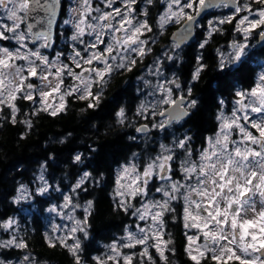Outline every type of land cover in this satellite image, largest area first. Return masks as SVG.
I'll list each match as a JSON object with an SVG mask.
<instances>
[{
  "label": "snow or ice",
  "instance_id": "1",
  "mask_svg": "<svg viewBox=\"0 0 264 264\" xmlns=\"http://www.w3.org/2000/svg\"><path fill=\"white\" fill-rule=\"evenodd\" d=\"M217 35L231 38L214 50L215 75L197 91L210 68L202 50ZM193 40L201 51L190 71L169 75L166 65L184 64ZM261 56L264 0H0V126L23 124L26 139L33 117L60 116L79 101L81 112L111 109L143 145L110 167V207L127 222L108 243L97 242L110 228L94 227L96 201L83 199L105 183L94 145L57 141L72 171L57 180L49 171L57 154L48 152L27 181L14 182L10 202L31 208L44 198V240L66 249L72 264H171L177 223L191 264H264ZM125 73L137 81L134 110L119 106L127 87L105 100ZM209 101L214 128L197 145L189 125ZM27 236L18 218H0V264H40Z\"/></svg>",
  "mask_w": 264,
  "mask_h": 264
},
{
  "label": "trees",
  "instance_id": "2",
  "mask_svg": "<svg viewBox=\"0 0 264 264\" xmlns=\"http://www.w3.org/2000/svg\"><path fill=\"white\" fill-rule=\"evenodd\" d=\"M229 27L225 25V28ZM174 30L173 28L172 31ZM167 35L170 36L171 31ZM230 38L228 35H217L202 50L210 68L204 74L203 81L197 86V91L204 87L207 81L215 75L211 70L215 56L214 50L220 45L225 44L226 40ZM163 43L164 40L161 41V44ZM196 44L197 41L192 43L191 47L185 49L186 58L184 64L178 68L172 66L174 71L181 75L182 78L190 71L195 55L201 51ZM157 47H160V45H157ZM259 59L264 60V56L259 57ZM149 62L150 59L147 58L146 63ZM253 67H255V64ZM128 74L125 73L122 76H117L112 81L110 87L106 89L105 100H111L113 96H116L120 92L122 87H127L128 92L120 100L119 106L128 105L134 110L138 103V100L135 99L137 82L133 73ZM128 81H130V84L126 83ZM247 83L248 81L245 80L241 84H238L237 87H245ZM83 107V102L76 101L70 105L68 112L60 116L51 117L47 114H42L39 117H33L35 121L34 127L31 131L27 132L26 139H21V134L25 132L23 124H4L0 126V218L21 215L22 210L20 206L13 205L10 202L14 182L27 181L39 168L40 162L43 161L48 152L57 154L56 161L53 162L52 168L49 169L57 180L65 173L72 171L68 163L70 151L65 145L57 142L64 137H68L71 141V147L78 148V150L86 151L88 145H94L100 149L97 159L94 161V166L99 167L105 173V183L95 188L91 191L90 195L84 196L83 199H94L96 201L98 215L94 227H99L103 224L108 225L110 228V231L106 233L109 239H97L98 245H103L110 242L111 236L120 235L121 225L127 222L122 213L113 212L110 207L111 200L109 193L112 187L110 167L114 169L116 167L114 161L123 160L131 152L140 151V147H143V145L138 147L136 143L128 140L129 135L135 134L133 129L117 126L114 121V112L111 109L81 112L80 109ZM24 110L28 111L27 107ZM214 112L215 104L209 101L207 107L195 118V123L189 126L192 128L196 144L199 145L204 135L211 134V129L214 128L215 123L213 119ZM101 145L103 146L102 148L100 147ZM17 168L23 170L22 175L18 174ZM67 182H70V180ZM56 195H53V202L57 201L55 199ZM43 199L42 197H38V201H42ZM83 199L81 202H83ZM37 203L40 206H38L37 210L33 211L30 219L26 220L24 224L28 229L27 239L31 250L37 256L40 264H72V258L66 249L59 246L49 247L45 242L43 236L46 228L44 220L46 217L45 207L49 205L47 203ZM171 232L176 249L175 255L170 257L171 264H191L184 251L186 241L181 228L175 226V231ZM93 254L95 253L93 252ZM5 255H7V258L12 259L18 255V252H10Z\"/></svg>",
  "mask_w": 264,
  "mask_h": 264
},
{
  "label": "rangeland",
  "instance_id": "3",
  "mask_svg": "<svg viewBox=\"0 0 264 264\" xmlns=\"http://www.w3.org/2000/svg\"><path fill=\"white\" fill-rule=\"evenodd\" d=\"M253 43H255V42H253ZM148 58L149 59H152V57H148ZM166 71L168 72L169 75L171 74V72H175L174 69H173V67L171 65L170 66H166ZM37 202H38V197L36 198V201H33L32 202V207L31 208H29L27 204H25V205H18V206H20V208H21L22 211H21V215L20 216H15V217L20 220L22 226H24L26 220L30 219V217L32 216L33 211L34 210H37L38 209V206H40ZM54 202L58 203L59 201H54ZM45 208L47 209L48 207H45ZM46 209H45L46 217L44 218V220L46 222L45 231H46V229L49 226V218H50V214L47 212ZM55 222L56 223H59V220L57 219Z\"/></svg>",
  "mask_w": 264,
  "mask_h": 264
},
{
  "label": "flooded vegetation",
  "instance_id": "4",
  "mask_svg": "<svg viewBox=\"0 0 264 264\" xmlns=\"http://www.w3.org/2000/svg\"><path fill=\"white\" fill-rule=\"evenodd\" d=\"M196 41V40H195ZM194 41V42H195ZM193 42V43H194ZM150 62H151V59H150ZM149 62V63H150ZM166 66H170L169 64L168 65H166ZM137 82V81H136ZM175 226H179L180 228H181V231H182V234H183V232H184V229L181 227V225L179 224V223H177V224H175V225H170V231H175ZM183 237L185 238V236L183 235ZM174 239V238H173ZM185 241H186V238H185Z\"/></svg>",
  "mask_w": 264,
  "mask_h": 264
},
{
  "label": "bare ground",
  "instance_id": "5",
  "mask_svg": "<svg viewBox=\"0 0 264 264\" xmlns=\"http://www.w3.org/2000/svg\"><path fill=\"white\" fill-rule=\"evenodd\" d=\"M185 58H186V57H185ZM127 74H128V73H127ZM128 75H129V74H128ZM132 78H133V77H132ZM209 116H210V115H209ZM207 119H208V118H207ZM210 119H211V118H210ZM203 121H204V120H203ZM210 122H211V121H210ZM210 122H209V123H210ZM212 124H213V123H212ZM117 126H119V125H117ZM189 126H190V125H189ZM130 134H131V133H130ZM205 134H206V133H205ZM128 135H129V134H128ZM131 135H132V134H131ZM126 138H127V137H126ZM128 140H129V139H128ZM129 141H130V140H129ZM195 142H196V140H195ZM199 143H200V142H199ZM197 145H198V144H197ZM141 147H142V146H141ZM141 147H140V148H141ZM109 188H110V187H109ZM110 189H111V188H110ZM107 193H108V192H107ZM107 193H106V194H107ZM106 194H105V195H106Z\"/></svg>",
  "mask_w": 264,
  "mask_h": 264
},
{
  "label": "water",
  "instance_id": "6",
  "mask_svg": "<svg viewBox=\"0 0 264 264\" xmlns=\"http://www.w3.org/2000/svg\"><path fill=\"white\" fill-rule=\"evenodd\" d=\"M190 43H192V41Z\"/></svg>",
  "mask_w": 264,
  "mask_h": 264
}]
</instances>
